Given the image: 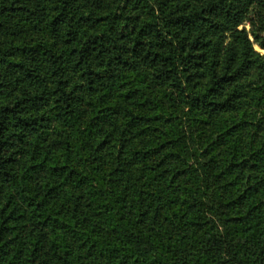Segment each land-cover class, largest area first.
<instances>
[{"label": "trees", "instance_id": "obj_1", "mask_svg": "<svg viewBox=\"0 0 264 264\" xmlns=\"http://www.w3.org/2000/svg\"><path fill=\"white\" fill-rule=\"evenodd\" d=\"M255 44L264 0H0V264H264Z\"/></svg>", "mask_w": 264, "mask_h": 264}, {"label": "rangeland", "instance_id": "obj_2", "mask_svg": "<svg viewBox=\"0 0 264 264\" xmlns=\"http://www.w3.org/2000/svg\"><path fill=\"white\" fill-rule=\"evenodd\" d=\"M246 25H247L248 28L251 27V25H250L249 23H247ZM255 47H256V49H257L259 52H261V53L264 54V49L261 48V46H259L258 44H255Z\"/></svg>", "mask_w": 264, "mask_h": 264}]
</instances>
